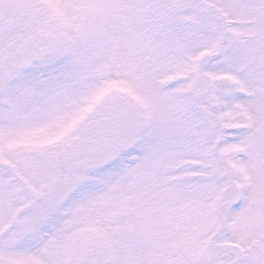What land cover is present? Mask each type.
<instances>
[{
  "label": "snow or ice",
  "instance_id": "snow-or-ice-1",
  "mask_svg": "<svg viewBox=\"0 0 264 264\" xmlns=\"http://www.w3.org/2000/svg\"><path fill=\"white\" fill-rule=\"evenodd\" d=\"M0 264H264V0H0Z\"/></svg>",
  "mask_w": 264,
  "mask_h": 264
}]
</instances>
